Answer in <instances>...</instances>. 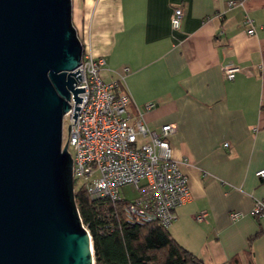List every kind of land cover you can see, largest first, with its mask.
<instances>
[{
  "label": "crops",
  "instance_id": "0c3cea01",
  "mask_svg": "<svg viewBox=\"0 0 264 264\" xmlns=\"http://www.w3.org/2000/svg\"><path fill=\"white\" fill-rule=\"evenodd\" d=\"M228 1L71 0L72 24L83 52L104 60L103 80L123 82L134 119L176 126L169 143L190 199L171 236L204 264H264V212L251 213L264 199V0ZM229 62L241 68L233 80Z\"/></svg>",
  "mask_w": 264,
  "mask_h": 264
},
{
  "label": "water",
  "instance_id": "95a60500",
  "mask_svg": "<svg viewBox=\"0 0 264 264\" xmlns=\"http://www.w3.org/2000/svg\"><path fill=\"white\" fill-rule=\"evenodd\" d=\"M82 53L71 0H0V264H94L62 145Z\"/></svg>",
  "mask_w": 264,
  "mask_h": 264
},
{
  "label": "built area",
  "instance_id": "2783aa9c",
  "mask_svg": "<svg viewBox=\"0 0 264 264\" xmlns=\"http://www.w3.org/2000/svg\"><path fill=\"white\" fill-rule=\"evenodd\" d=\"M239 2L230 0L227 5ZM182 18V9L174 8L170 17L173 30L180 28ZM246 22L249 24L247 33L254 34L251 20L246 19ZM103 64V59L82 53L75 69L79 70L81 79L76 80L75 87L84 89L77 94L82 99L76 103L71 94L70 108L62 119V145L67 142L68 152L72 149L69 154L74 193L81 188L103 207L107 223L102 232L113 231L112 219L120 217L130 225L157 222L168 228L176 218V208L190 199L187 176L173 159L169 143L176 126L167 123L153 130L140 118L134 119L127 110L129 93L119 88L121 79L103 80ZM240 70L234 63L222 65L226 80H233ZM75 105L79 110H74ZM152 106L151 103L144 105L146 109ZM73 111L77 113L75 123ZM256 175L264 179V168L256 171ZM125 185H133L137 190L134 199L120 197L119 190ZM117 203L121 204L119 209L114 208ZM263 212L264 199L254 201L251 213L258 216ZM205 215L202 211L194 215V219L204 221ZM230 216L236 219L241 213L232 212ZM82 225L91 237L88 224L82 222Z\"/></svg>",
  "mask_w": 264,
  "mask_h": 264
},
{
  "label": "trees",
  "instance_id": "16d2710c",
  "mask_svg": "<svg viewBox=\"0 0 264 264\" xmlns=\"http://www.w3.org/2000/svg\"><path fill=\"white\" fill-rule=\"evenodd\" d=\"M75 203L81 221L89 226L94 264H204L157 222L130 225L121 217L113 218V231L105 233L102 231L107 220L100 203L81 188L75 192ZM120 206L117 203L114 208Z\"/></svg>",
  "mask_w": 264,
  "mask_h": 264
},
{
  "label": "rangeland",
  "instance_id": "374dc122",
  "mask_svg": "<svg viewBox=\"0 0 264 264\" xmlns=\"http://www.w3.org/2000/svg\"><path fill=\"white\" fill-rule=\"evenodd\" d=\"M121 82H119V88H121L122 90H125L124 87L122 86L123 82H122V84H121ZM127 110L130 113H132V111L129 109V107H127ZM70 151H72L71 148H69V152ZM77 186H78V184L75 183V187H77ZM119 195L123 199L132 200L137 196V190L135 189V187L133 185H125L119 190Z\"/></svg>",
  "mask_w": 264,
  "mask_h": 264
}]
</instances>
